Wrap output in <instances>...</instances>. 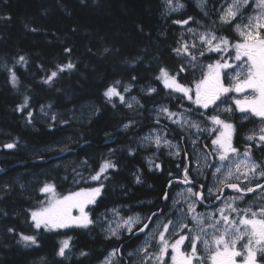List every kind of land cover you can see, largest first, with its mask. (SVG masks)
<instances>
[{
    "label": "trees",
    "instance_id": "trees-1",
    "mask_svg": "<svg viewBox=\"0 0 264 264\" xmlns=\"http://www.w3.org/2000/svg\"><path fill=\"white\" fill-rule=\"evenodd\" d=\"M185 1L186 11L177 13L168 11L164 0H0V264H91L102 259L114 240L104 239L96 223L87 229L47 231L35 229L29 213L46 202L39 192L44 183H54L58 194L98 186L100 182L87 178L105 160L117 168L101 178L102 197L90 207L95 222L109 208L122 206L123 214L137 210L148 216L167 208L162 199L169 182L181 175L173 168L181 162L169 155L161 172L139 169L141 159L131 160L129 148L114 151V139L117 133L141 136L156 126L150 115L153 104L166 102L175 111L181 103L179 95L155 79L160 67L174 72L184 63L171 51L182 32L173 21L192 17L207 30L234 36L231 26L218 22L221 5L230 0H207V16L193 1ZM21 56L24 63L17 62ZM69 62L74 69L60 73L50 85L43 82ZM10 70L19 80L17 88ZM183 75L181 83L193 81L191 69ZM116 81L124 97H136L137 104L129 108L116 98L111 103L104 98ZM128 86L131 90L124 92ZM149 87L156 92L149 94ZM25 96L28 106L18 111ZM83 107L92 109V117L77 121ZM134 120L137 130L121 131ZM9 143L16 147L6 148ZM260 159L264 161V153ZM136 175L141 183L135 182ZM20 233L36 235L38 246L25 247ZM69 238L87 257L56 254Z\"/></svg>",
    "mask_w": 264,
    "mask_h": 264
},
{
    "label": "snow or ice",
    "instance_id": "snow-or-ice-1",
    "mask_svg": "<svg viewBox=\"0 0 264 264\" xmlns=\"http://www.w3.org/2000/svg\"><path fill=\"white\" fill-rule=\"evenodd\" d=\"M167 4L172 11H178L183 8L184 5L177 3L175 7H172V0H167ZM206 0H197V6L204 11ZM249 4V0H231V3L221 5V9L218 13V22L220 25H229L233 31L239 36V40L233 42L225 35H217L216 30L209 28L203 32L198 31L195 28L188 27L187 32L195 37L191 42L187 40H181L178 42V46L171 49V51L178 57L184 60V63L177 65L176 70L170 71L167 67H160L158 75L155 77L163 87L169 90L171 93L179 95L181 99L190 101L193 105L192 109L185 110L181 113L171 111L167 106H161L159 114L166 116L168 119H172L173 123L178 124L180 127L185 126L188 129H195L196 134L200 135L207 132L209 137L214 136L211 139L212 148L210 152H206L204 156L205 166L213 168L212 175L222 173L221 166H215L208 163L209 155L218 158L220 162H224L232 158L233 155H239V150L233 146V137L237 135L236 126L233 123L228 122L221 118V115H205L204 112L210 108L215 112L217 111V101L222 104L229 102V94L231 93H243L246 89H252L258 96L252 100L247 97L244 99H232L231 106L219 109L221 113H231L233 107L239 112L255 115L264 118V0H255L256 7L260 9L257 15L245 17L243 9ZM204 15L208 13L205 11ZM238 20H246V23L237 22ZM173 23L177 25H189L190 23L200 24L199 21L194 20L192 17L187 19L176 20ZM217 23L213 21V24ZM65 51L70 52V49ZM105 51H108L105 49ZM194 52L199 54V57L211 58V54H217L219 59H216L212 63L207 65H199L198 57L194 55ZM234 53V55H233ZM18 63H24L25 58L19 57ZM198 67L204 69L202 71L201 79L198 81H192L190 84L181 83V79L186 78L185 74L189 69L197 70ZM75 65L71 62L57 66L55 71L44 79L45 84H52L60 73L66 70L74 69ZM11 72V70H10ZM244 73V77L241 78V73ZM225 78H228L230 83L225 84ZM135 80V77H133ZM10 82L14 88L19 85V80L15 72H11ZM120 81H116L115 84L108 86L103 96L111 103L114 98L118 99L121 104H126L131 108L132 104L125 101L124 95L121 93L117 85ZM131 86L125 87L124 92H129ZM156 92L155 88L149 87L148 93ZM222 97L224 99H222ZM132 101L138 103L136 97H132ZM29 97L25 96L23 103L18 105V111H24L28 106ZM115 106V105H113ZM51 107V105H49ZM43 106L41 111H43ZM204 110V111H201ZM198 114L203 117L206 122H211L213 127L201 128L200 122L193 120L191 115ZM32 113H28V119L31 121ZM175 118V119H174ZM56 119L55 116L52 117ZM131 122L124 125V128H129ZM247 140H258L259 145H264V128L259 129V133H252L246 137ZM148 142H154L159 148L163 141L164 145L173 147L176 151L174 155L180 154L179 145H173L166 138L161 137L159 134L155 137H145ZM196 142L193 141V144ZM6 148H14V143L5 145ZM208 149V145L203 146ZM131 154V152H130ZM244 159L234 163L232 168L226 170L224 179L218 181L220 185L226 188H230L237 193L235 197H228L222 201L224 207L217 208L215 212H209L206 215L210 218L211 222L206 223L205 214L196 212V204H202L206 199L204 195V186L199 185V191L193 190V181L189 177V168L186 166L183 169L182 183L189 185L186 189L188 194L185 198L186 211L184 209H177L181 213L182 218L191 216V220L194 221V228L190 229L186 234L183 233L188 228L187 224H179L173 220H168L163 224L162 231H159L157 236H153L152 239H158L159 243V255L155 257L158 264H163L164 257L168 253L169 247H172L175 252L179 253V257L173 255L171 259L175 264H200L201 257L197 253V243H202L206 250L210 251L208 259L211 264H236L235 257L243 256V264H257V253L264 255V207H260L257 211L251 209L239 210L235 207L237 200H243L244 196L248 193H255L258 189L264 193V185L256 183L254 186H250L251 180L259 177L264 179V162H257L251 158V148L246 147L244 152ZM86 163V162H85ZM151 164V161H149ZM117 168L116 163L111 160H105L99 168V171L95 175L88 177L92 181L100 182L98 186L91 188H81L79 191L69 192L68 194L57 197L56 186L54 183H44L39 188V192L50 197L46 203L42 204L39 208L31 210L29 215L32 221V226L35 229H41L47 231H53L58 229H65L70 227L89 228L94 225L95 221L92 219L90 213L86 211L88 205H95L98 198L102 197L104 191L103 179H107V173L109 170H115ZM157 169H160V165H156ZM235 175L237 181L243 179L248 181L243 187L240 183H227L229 178ZM136 183H141L139 175L135 177ZM171 181L169 186H171ZM209 196L213 194V189H207ZM215 199L219 200L222 195V189H216ZM179 197L184 198V194H178ZM163 198L169 199L168 194L165 193ZM191 198H194V202H190ZM179 203V200H174V206ZM214 207V205H213ZM73 210L78 212V215H73ZM236 214V218H233L232 214ZM113 216H119L120 213L116 209L111 210ZM162 214V212H161ZM157 213H152L151 216L146 217L147 222H142L138 215H130L127 217H121L117 222L116 228L109 226L107 229L110 236H118V230L123 228L128 234L145 233L149 230V225L153 223L152 217H155ZM261 217V218H257ZM102 220H106V217H101ZM171 226V233L169 228ZM198 228V235H192V232ZM211 229V233L207 229ZM12 231V229H9ZM151 234V230H149ZM166 234L177 235L174 243L170 244L166 237ZM211 236V240L207 237ZM185 240H188L190 246V254L181 253L180 246ZM241 241H245L241 244L244 249L243 252L236 250V245ZM20 242L25 247L38 246V240L36 235H25L20 233ZM149 240H145V246L140 248L139 251L144 253L150 262L153 257L148 255ZM69 240H63L60 243V247L57 251V255L64 257L66 250L69 249ZM82 256L87 255L85 252L80 253ZM116 254V250L109 253L108 257L102 262V264H111V257Z\"/></svg>",
    "mask_w": 264,
    "mask_h": 264
},
{
    "label": "flooded vegetation",
    "instance_id": "flooded-vegetation-1",
    "mask_svg": "<svg viewBox=\"0 0 264 264\" xmlns=\"http://www.w3.org/2000/svg\"><path fill=\"white\" fill-rule=\"evenodd\" d=\"M206 4H207V1H206ZM155 89L157 90V88H155ZM250 90H252V89H246L245 92H243V93H231V94H229V101L235 97V94L247 97V95H249L248 92ZM252 97H256V96L253 95L250 98H252ZM165 103L166 102H161L160 104H153L151 106V110H150L151 115L153 116L152 112H153V110H155V108L157 109L155 111L157 113H159L158 111H159L161 105H163ZM180 107H181V112H183L185 109H192L193 105L191 104L190 101H186V100L181 99V103L179 104V108ZM228 107H229V105H228ZM201 111H204V110H201ZM213 112L214 111H212V110H207L206 112H204V114L205 115H207V114L214 115ZM215 113H219L221 116L227 117L228 122L233 123L236 126L237 135H234L232 143H233V146L239 150V153H240L239 155L244 156L243 154L245 152L246 147H250L251 152H252L251 158L257 162H264L263 160L260 159L264 153V145H259L258 140L249 141L246 139V137L248 135L254 133L252 131L258 125H264V118H261V117L255 116V115L241 113L234 107H233L231 113L222 114L218 110L215 111ZM189 114L192 115V117L196 118V120H198L200 122L201 128L213 127V125L211 126V122H206L201 115L191 114V113H189ZM156 124L159 125V127H166V129L169 128L168 122L166 120H163L160 122L158 121V122H156ZM175 129H177V128H169L168 129L169 132L168 133L166 132L168 137L173 138V136H174L177 139H180L178 142L181 146L179 155H174V154L171 155V157L174 161L181 162V166L179 164H177L176 166L173 167L175 171H181V175L175 176L174 179H172V180H175L173 183H178L179 186H181V189L184 187H189V185H185L182 183L183 169L187 166L189 168V177L193 181V184H192L193 190L199 191L200 189L198 186L199 185L204 186L203 191H204V195H205L206 199L204 200V204L198 203L196 208L198 210H214V211H216L217 208H220L221 206L224 205L222 203V201L226 200V198H228V197H235L237 195V193L230 188H226V187L221 186L220 189H222V195H224L222 200L218 201L217 199H215V196L217 194L216 192H214L211 196H209V194H208L207 189H209V186H210L209 184L211 183V181L208 180V177L206 174L212 173L213 168L205 166L204 156H205L206 152H210V150L212 148L211 139H214L215 137L212 136L210 138L207 132H204L200 135H197L196 131L194 130V134H193L192 138H188V140L186 141V137H185L184 132L181 131V134H178ZM123 137H125V140H123ZM136 139H137L136 135H134L133 137H129V136H125L123 133L115 134L114 151L120 152L123 149L129 148V150L131 152V154H129V157L131 160L135 156H138L141 159V164H140L139 169L140 168H146L150 172H154V171L155 172H161V171H163L165 168L163 162L165 159L169 158V154H168V152H169L168 148L169 147H164L161 150L155 149L153 147L152 148L144 147L140 144L137 145ZM193 141H195L196 143L193 144ZM204 145H208L209 148L205 149L203 147ZM195 151L197 154H195ZM151 157L156 158L155 164L149 163ZM209 157L214 159V160H210L209 164L215 165V166L220 165V163H216V161H215L216 157H213L211 155H209ZM130 165H133V164L131 163ZM156 165H160V169H157ZM131 168L135 169L134 167H131ZM198 173H201V174H198ZM237 182L240 183L241 187H243L245 183H248V181H244L243 179H241L239 181H237L236 179H232L231 181H227V183H237ZM256 183H260V184L264 185V179L259 178V177L252 179L250 186H254ZM173 185L174 184H172V186ZM170 193H171V191H170ZM260 195H262L264 197V193H262L258 189L255 193H251V194L248 193L247 195H245L243 198V201L248 202L249 200L254 199ZM238 203H240V202H238ZM213 205H214V207H213ZM160 209H163V213L160 215H157L154 219V222H155V220H157L161 216H163V214L166 212L165 211L166 206L164 205ZM254 210H255V208H254ZM156 211H158V210H156ZM119 213H121V212L119 211ZM149 216H151V215H149ZM144 221H146V219ZM188 231L189 230H184V232L180 233V234H186V233H188ZM118 236H119V238H117L115 236L114 237H108V236H105V234H104V239H107L110 241L114 240V244L111 246L112 248H110V250L108 251L109 253H111L113 250H116V254H115L111 264H143V263H141V260H138V258L143 259V253L140 252L138 250V248L140 245L145 244V239L147 237V233L146 234L143 233V234H139V235H135V234L132 235V234H128L127 232L122 230L121 234H119ZM180 247H181V253H187V251H185V250L190 248L188 240H185ZM152 249L153 248H149V250H152ZM80 251L87 253L84 250H80ZM80 251L78 250L77 253ZM198 251L201 254L204 250L199 249ZM108 252H107V254H108ZM107 254H105L103 256V258H105V256ZM200 254H199V256L201 257ZM87 255H88V253H87ZM87 255H85V256L81 255V258L87 257ZM137 255H138V258H137ZM156 256L157 255H155V257ZM202 256L204 257V255H202ZM66 257L69 259H72L71 256H66ZM102 259H100L96 263L94 262L91 264H98ZM235 260H238V257H235ZM165 262L172 264L171 257L169 254L166 255V261ZM258 263L264 264V255H261L260 259L258 260ZM81 264H88V263H81ZM200 264H208V263L207 262L204 263L203 260L201 259Z\"/></svg>",
    "mask_w": 264,
    "mask_h": 264
},
{
    "label": "rangeland",
    "instance_id": "rangeland-1",
    "mask_svg": "<svg viewBox=\"0 0 264 264\" xmlns=\"http://www.w3.org/2000/svg\"><path fill=\"white\" fill-rule=\"evenodd\" d=\"M164 1H165L167 10L170 11V12L184 13L186 11V9H187L186 8L187 7V2L185 0H172V7H175V5L177 3H180V4L184 5V7L179 9L178 11H172L171 8L169 7V5L167 4V0H164ZM191 1H193L195 3V5L197 6V0H191ZM226 3H231V0L229 2H226ZM226 3H225V5H226ZM205 9H206V4H205ZM205 9H204V11H205ZM259 11H260V9H258L256 7L255 0H249V4L243 9V14H244L245 17L253 16V15H257L259 13ZM194 20H196V19H194ZM237 22L246 23L247 21L246 20H242V21L238 20ZM181 26H182L181 40H187L189 42H191L195 37H193L191 34H189L187 32V28L188 27L195 28V29H197L200 32H203V31L207 30V29L204 28V23H202V22H200V24L190 23L189 25H181ZM231 31H232V33L234 35L233 37H230L228 35L221 34V33H217V35L228 36L229 39L232 40L233 42H235L236 40H239L240 39L239 36L233 31L232 27H231ZM194 55H197L198 64L201 65V66L202 65H207L208 63H212L216 59H219V56L217 54H211V58L210 59L207 58V57H199V54L196 53V52H194ZM233 55H234V53H233ZM203 70L204 69H202L200 67H198L197 70H192L191 69L192 75H193V81H198L199 79H201ZM243 77H244V73L242 72L241 73V78H243ZM229 83H230L229 79L225 78V84L227 85ZM250 91L248 92L249 95H247V98L249 100H252V99H254V98H256L258 96V93H256L254 90H250ZM253 95H255L256 97L250 98ZM244 98H245V96L235 94V97L233 99H244ZM222 99H224V98L222 97ZM136 100L138 101V99H136ZM125 101L127 103H131L132 105L137 104L136 102L132 101V97L125 98ZM231 101H232V99L227 104H222V103H220V101H217V105L215 107L219 111V109L228 107V105L231 106ZM161 106H167L168 107V104L165 103V104H163ZM176 108H177V110H175L173 112L181 113V107L179 108V105H178ZM150 110H151V108H150ZM155 110H157V109L155 108ZM155 110H153V112H152L153 116L151 115V112H150L151 117H154L155 123L158 122V121L159 122L163 121V120H166L168 122V118L166 116L160 115ZM185 110H188V109H185ZM209 110H212V109L210 108ZM213 113L214 114H219V113H215V112H213ZM222 114H224V113H222ZM207 115H209V114H207ZM91 117H92V109H88V108L83 107L80 110L79 114L77 115V121H83V122L84 121H88V120L91 119ZM191 118L193 120H196V118L192 117V115H191ZM221 118L225 119V120L228 119L225 116H221ZM130 122H131V126L129 128H127V129L122 127L121 131H125V130H134L135 131V130H137V122H135V120H134V121H129L128 123H130ZM169 123L171 125H173V128L176 127L179 130V134H181V131L184 132L185 137H186V141L188 140V138H192L195 129H188L186 126L184 128H182L178 124L173 123L172 119H170ZM211 126H212V124H211ZM260 128H264V125H258L255 129H253L252 132L259 133V129ZM168 129H166V127H159V125L150 127L145 132V134H143L141 136H137V139H136L137 145L140 144V145H142L144 147H150V148L153 147V148L159 149V150H161L164 147H169L167 145H164L163 141L161 143V146L158 148L154 142H148V141L145 140V137H153L154 138L155 135L159 134L161 137L166 138L168 141H170L173 145H179V148L181 149V146H180V144L178 142L180 139H177L174 136H173V138L172 137H168V135H167V133L169 132ZM130 137H133V135H131ZM168 150H169V152H168L169 155H172L176 151V149L173 148V147H169ZM195 154H197L196 151H195ZM243 159H244V156H241V155H233L231 159L226 160L224 162H220L218 160V158H216V160H215L216 163H220L219 166L222 167V173L221 174H217L215 176H213L212 173H207L206 174L207 177H208V180L211 181V183L209 184L210 185L209 188L213 189V193L216 192V189H218V188H220L222 186V185H220L218 183V181L224 179L223 173H225L227 169L232 168L234 163L239 162L240 160H243ZM155 160H156V158L151 157L150 158L151 164H155ZM210 160H214V159H212L211 157H208V163H210ZM198 174H201V173H198ZM232 179H236L235 175L232 178H229L228 181H231ZM187 188L188 187H184V188L181 189V186H178V185L173 186V189L171 188V190H172L171 196L169 194V199L167 201V208H166L167 211L163 214V216H161L159 219L155 220V222L153 221L154 223H152V225H151V227L149 229V230H151V234H149V230L146 232L147 233V237H146L145 240H149L150 245H151L149 248H153L152 250L148 251V255L153 257V258L149 262L144 253H143V259L138 258V255H137V258H138V260H141V263H143V264H158L157 260L155 259V255H159V243H158V239H152V237L153 236H157L158 232L162 231V227H160V226H162L163 224L167 223L168 220L175 221L177 223V225H179L181 223L187 224L188 228L185 229V230H190V229L194 228L195 225H194V221L191 220V216H188L186 218H182L181 213L179 211H177V209H184L186 211L185 198H187V196H188V194L186 193V189ZM73 192H75V191H73ZM68 193H65V194L56 193V195H57V197H62L64 195L68 194ZM180 193L184 194V198H181V197L178 196V194H180ZM48 199H50V197H47L46 202H47ZM174 200H179V203L176 204L175 206L173 204ZM190 202H194V198H191ZM236 202H240L239 203L240 207L237 208L239 210L251 209L252 211H257L260 207H264V197L262 195L254 198V199H251L248 202H245L243 200H237ZM197 205H198V203L196 204V206ZM91 206L92 205H88L87 208H86V211H88L89 213H90V207ZM222 207H224V205L221 206L220 208H222ZM123 208L124 207H122V206L121 207H117V208H109L105 212L101 213V216L98 218V221L95 222L100 227V229H102V232L105 234V236L114 237V236H110L109 235L107 229L109 228V226H111L112 228H116L117 222L120 221L121 217H127V216H130V215H138L142 222H147V221H144L146 219V217H148V215L146 213L134 210L130 214L126 215V214H123L121 212V209H123ZM254 208H255V210H254ZM112 209H116V210L120 211L121 212L120 215L119 216H113L111 214V210ZM168 211H170L171 212L170 214H173V215L167 214ZM196 212L205 214L206 223H210L211 220L206 214L209 213V212H215V211L214 210H198L196 208ZM72 214L75 216V215H78V212L76 210H73ZM102 216L106 217L107 219L106 220H102L101 219ZM232 216H233V218H236V214L235 213H233ZM257 218L259 219L261 217H257ZM70 228H80V227H70ZM65 229H68V228H65ZM65 229H58V230H53V231H62V230H65ZM122 230H123V228L118 230V235L121 234ZM171 231H172V229H171V226H170L169 232L171 233ZM207 231L209 233H211L212 230L209 228V229H207ZM198 234H200L198 228H197L196 231L192 232V235H198ZM166 237L169 240L170 244L174 243L175 239L178 238L177 235H171V234H166ZM207 238L209 240H211V236H209ZM64 240H66V239H64ZM67 240H69V242H70V247H69V249L66 250V255L65 256H71L72 258H76V259L81 258V254L80 253L82 251H80L79 249H74V247L72 245V239L69 238ZM244 242L245 241H241L240 243H238L236 245V250L243 252L244 249L241 247V244L244 243ZM144 246H145V244L140 245L138 250L140 248L144 247ZM199 249H203L204 251L200 254V252L198 251ZM78 250L80 252L77 253ZM185 251H187V254H190L191 249L189 248V249H187ZM180 252H181V247H180ZM197 253H198V255L199 254L201 255V258H202L204 263L207 262L208 264H211L210 259H208L210 251L206 250L202 243H199V242L197 243ZM168 254L170 255V257H172L173 255H176L177 257H179V253L175 252L172 247H169L167 255ZM108 255H109V252L105 256V258H103L98 264H102V262L106 259V257H108ZM202 255H204V257ZM261 255H262L261 253H259V252L257 253V264H259L258 260L260 259ZM114 256L111 257V262H112ZM237 257H238V260H236V264H243L244 257L243 256H237ZM165 261H166V256L164 257L163 264H169V263H167ZM171 261H172V264H175V262L172 259H171Z\"/></svg>",
    "mask_w": 264,
    "mask_h": 264
},
{
    "label": "water",
    "instance_id": "water-1",
    "mask_svg": "<svg viewBox=\"0 0 264 264\" xmlns=\"http://www.w3.org/2000/svg\"><path fill=\"white\" fill-rule=\"evenodd\" d=\"M174 181H175V180H172V181H171V182H172V183H171V186L168 185V187H167V191H166V193L168 194V197H169V193H170V191H171L172 184H173ZM250 194H251V193H250ZM223 196H224V195H221V198H220L218 201L222 200ZM167 201H168V199L165 200V199L163 198V202H164V203H166ZM202 204H204V201H203ZM206 205H207V204H206ZM207 206H208V205H207ZM161 212L163 213V209H160V210L155 211V212H153V213H157V215H160ZM157 215H156V216H157ZM156 216H155V217H156ZM155 217H152V220H153V221H154ZM151 225H152V223L149 225V229H150ZM147 231H148V230H146L145 233H146ZM139 234H143V233H136L135 235H139Z\"/></svg>",
    "mask_w": 264,
    "mask_h": 264
}]
</instances>
